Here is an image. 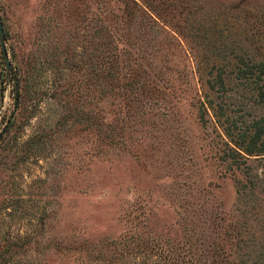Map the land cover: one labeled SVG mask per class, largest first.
I'll return each instance as SVG.
<instances>
[{
    "label": "rangeland",
    "instance_id": "1",
    "mask_svg": "<svg viewBox=\"0 0 264 264\" xmlns=\"http://www.w3.org/2000/svg\"><path fill=\"white\" fill-rule=\"evenodd\" d=\"M89 1L0 0V264H109L107 254L125 264L122 246L137 241L148 263L155 246L183 257L187 238L214 248L201 252L207 263L264 264V151L234 145L264 116V75L236 84L238 58L264 62V0H144L136 43L130 0H99L120 22L99 14L92 31L128 42L118 47L130 63L144 50L140 67L160 77L136 101L103 93L90 72L104 36L87 41ZM219 73L225 90L211 92L204 81ZM204 92L225 117L207 107L199 118Z\"/></svg>",
    "mask_w": 264,
    "mask_h": 264
},
{
    "label": "trees",
    "instance_id": "2",
    "mask_svg": "<svg viewBox=\"0 0 264 264\" xmlns=\"http://www.w3.org/2000/svg\"><path fill=\"white\" fill-rule=\"evenodd\" d=\"M99 4L94 3L92 0L89 1V5L87 6L89 8L88 14L84 15L83 20L86 21L87 30L91 32L88 37V43L92 44L94 36H98L101 38V36H104V38L101 40L102 52L100 54L101 59L100 62L95 63V59L91 57V61H93V64L89 63L90 72L94 73L95 78L98 80H102L104 82V86L102 88L103 93H112V91H117V93H120L122 95V98L128 97L130 94H133L132 99H134V95L136 96L135 101L138 98V95H142V88L148 87L153 92H157L159 90L158 82H160V77H151L148 73L145 72V70H142L140 67V64L138 63L139 60L142 58V53H144V50L141 52L138 51L139 49L136 48L135 57H132V63L129 62V57L127 54L123 52H120L123 48H119L118 45L123 43L124 45H127L128 42L126 41H120L117 37H115V34L108 29H105L102 34L99 33V31H92V27H95V24L93 22V19L96 18V20H101L98 18L97 15L103 14L105 17V21L107 22V25L114 26V24H117L120 21L113 20V17H109L106 15V13L103 12L102 4L98 0ZM141 4L135 3V0H130V2H123V12H124V19L126 22V25H131L133 29H135L138 33L137 36H134L136 40L133 42H137L140 37L138 35H141L143 32L141 30L142 26V18L146 19L145 15L143 14V9L146 5H144L143 2L140 1ZM132 8L129 9L127 7ZM86 7V9H87ZM127 7V8H126ZM78 15V14H76ZM81 15V14H80ZM116 17V16H115ZM120 20V19H119ZM122 28V27H119ZM128 30V29H126ZM141 31V32H140ZM142 37V36H141ZM140 47V46H138ZM92 50V47L90 48ZM94 51V49H93ZM92 54V53H91ZM94 55V54H92ZM237 64L241 65V68L237 66L239 78L236 82L237 85H248L249 83L257 84L259 81H261V75H264V62H257L249 59V62H246L242 57L238 58ZM135 67V68H134ZM127 69H132L126 71ZM100 78V79H99ZM162 80V78H161ZM227 80V79H226ZM221 73L217 74L216 77L213 79H207L204 81V83L207 85V88L212 91H224L225 90V81H226ZM95 80L91 77L90 81L88 82V86L94 90L100 91V88L96 86L97 84L94 83ZM14 88L17 93V96L20 98V94H24V73H22V70L17 68V77L14 79ZM145 89V88H144ZM258 98L259 103L262 102L264 97V91L261 87H258ZM100 93V92H99ZM130 93V94H129ZM222 95V94H221ZM204 101L200 103L201 110L198 112L199 118L203 117L204 110L209 107V109L212 110L213 114L217 119H222V117H225L224 114V107L221 103H214V100H212L211 97H208V94L206 92L203 93ZM142 103H139L140 106ZM143 106H146L145 104ZM147 107V106H146ZM89 116L87 120L89 121V126H91L92 122V113H88ZM203 119V118H202ZM226 123V122H225ZM230 124H234L233 122H230ZM94 125V124H93ZM226 126L223 128L225 134L230 137V131L233 127H231L228 124H225ZM96 127L98 128V124H96ZM94 128V129H97ZM231 128V129H230ZM264 130V116L259 117L257 120H252L251 123L246 124L244 127V133L240 135V139L238 141H234V145L237 149H240L242 152H244L247 155L250 154H259L264 151V143L258 142V139L260 135L262 134ZM249 133V134H248ZM98 135V134H97ZM96 135V136H97ZM245 138L246 140L245 142ZM98 152V151H97ZM206 207H203L205 209ZM184 211L181 213V219L182 221L186 219L184 216ZM215 209L212 208V206L209 209L208 215L210 214L211 225L213 227V217H215ZM212 215V216H211ZM192 237V236H191ZM137 240H140L137 238ZM188 241H185L187 244L188 250L183 251L181 256H178L179 254L173 251V248H165L163 246H155L154 249H151V251H148V254H146L147 258L150 259L151 256H153L148 263L144 262V255L140 256L142 257V261L140 262L139 258L137 257L138 253H142V247L141 245H147L146 242L140 241L138 243L135 242L132 245H126L122 246V249H126L127 253L123 254L125 257H129L131 260H128L125 262V264H170L169 258L170 256H173L170 260L173 262H179V264H212L213 260L210 261V263L205 262L202 260V253L206 254V250H210V252L216 254L214 252V248H210L209 244L207 247H205L204 243L200 241H195L191 238H187ZM177 247V246H176ZM209 247V248H208ZM175 248V247H174ZM191 248H195L198 251H191L194 252L193 256L190 254L189 250ZM212 250V251H211ZM202 252V253H201ZM210 253V254H211ZM119 255L121 256V253L119 252ZM207 255V254H206ZM217 255V254H216ZM174 256H178L179 258L174 261ZM208 256V255H207ZM144 257V258H143ZM212 257V256H210ZM112 256L111 254H107L106 259L109 264H111ZM118 261V260H117ZM115 262L113 264H123L120 261Z\"/></svg>",
    "mask_w": 264,
    "mask_h": 264
},
{
    "label": "water",
    "instance_id": "3",
    "mask_svg": "<svg viewBox=\"0 0 264 264\" xmlns=\"http://www.w3.org/2000/svg\"><path fill=\"white\" fill-rule=\"evenodd\" d=\"M2 37H3V30H2V25H1V21H0V42L2 41ZM1 46H2V44H1Z\"/></svg>",
    "mask_w": 264,
    "mask_h": 264
}]
</instances>
